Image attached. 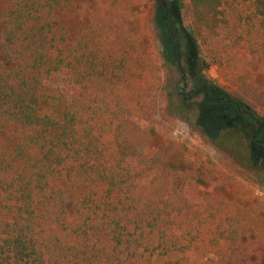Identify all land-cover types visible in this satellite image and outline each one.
I'll return each instance as SVG.
<instances>
[{
	"label": "trees",
	"instance_id": "trees-1",
	"mask_svg": "<svg viewBox=\"0 0 264 264\" xmlns=\"http://www.w3.org/2000/svg\"><path fill=\"white\" fill-rule=\"evenodd\" d=\"M186 1L196 48L216 42L224 81L242 104L264 111L254 72L264 67V0ZM73 7V0H16L0 14V119L27 131L11 161L0 158V264H190L201 234L212 248L208 264H258L264 216L230 207L221 194L223 187L236 200L251 193L207 168L210 198L201 202L185 177L166 174L186 147L168 139L154 146L123 99L150 77V53L141 47L136 58L130 32L116 41L92 24L61 49L56 15ZM133 21L142 34L144 16ZM51 71L65 80L59 117L41 112L39 89ZM150 173L147 191L137 189Z\"/></svg>",
	"mask_w": 264,
	"mask_h": 264
},
{
	"label": "rangeland",
	"instance_id": "rangeland-1",
	"mask_svg": "<svg viewBox=\"0 0 264 264\" xmlns=\"http://www.w3.org/2000/svg\"><path fill=\"white\" fill-rule=\"evenodd\" d=\"M73 1V8L56 15L54 35L61 49L74 42L78 31L92 24L90 31L110 35L116 41L130 32L136 58L140 57L141 47L150 53V77L144 82L135 81L123 93V99L132 104V120L151 136L154 146L168 139L186 147L170 159L166 174L178 182L185 177L197 188L199 200L205 202L210 198L206 169L224 172L251 193L236 200L230 187H223L221 194L226 203L230 207L236 203L244 208L253 206L264 216V111H253L242 104L224 81L223 60L216 42L196 48L187 33L188 2ZM15 2L0 0V14L12 10ZM138 14L145 19L142 34L133 21ZM254 72L256 83L264 89V67ZM39 94L44 102L42 114L59 117L68 101L63 76L51 71ZM26 133L0 119V158L11 161ZM153 178L150 173L134 185L147 191ZM39 200L36 193L35 204ZM251 242L259 244L254 237ZM195 246L189 253L190 264H208L213 258L208 236L201 234ZM254 254L253 261L264 264V248L258 245Z\"/></svg>",
	"mask_w": 264,
	"mask_h": 264
},
{
	"label": "flooded vegetation",
	"instance_id": "flooded-vegetation-1",
	"mask_svg": "<svg viewBox=\"0 0 264 264\" xmlns=\"http://www.w3.org/2000/svg\"><path fill=\"white\" fill-rule=\"evenodd\" d=\"M222 99H224V98H222ZM228 103H231L230 101H227Z\"/></svg>",
	"mask_w": 264,
	"mask_h": 264
}]
</instances>
